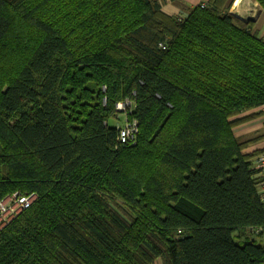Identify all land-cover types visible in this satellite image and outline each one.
<instances>
[{"label": "trees", "instance_id": "1", "mask_svg": "<svg viewBox=\"0 0 264 264\" xmlns=\"http://www.w3.org/2000/svg\"><path fill=\"white\" fill-rule=\"evenodd\" d=\"M235 2L0 0V203L36 196L0 264H264V131L235 135L264 38Z\"/></svg>", "mask_w": 264, "mask_h": 264}, {"label": "built area", "instance_id": "2", "mask_svg": "<svg viewBox=\"0 0 264 264\" xmlns=\"http://www.w3.org/2000/svg\"><path fill=\"white\" fill-rule=\"evenodd\" d=\"M120 105H118L117 108H120ZM118 110L121 111L120 109ZM136 134V125L127 123L121 131L120 138L122 144L130 143L134 145ZM257 163L264 173V155H261L257 158ZM35 200L36 196L34 194L29 196H18L17 194H15L12 197L6 198L3 202L0 203V227L7 225L21 211L29 208Z\"/></svg>", "mask_w": 264, "mask_h": 264}, {"label": "crops", "instance_id": "3", "mask_svg": "<svg viewBox=\"0 0 264 264\" xmlns=\"http://www.w3.org/2000/svg\"><path fill=\"white\" fill-rule=\"evenodd\" d=\"M208 1L209 0H176V1L159 0V2L162 5L163 12L169 16L185 15V14H187V12L190 9H193V8L201 5L202 3H207ZM236 3H238L237 0L235 2V5H236ZM234 9H235V6L232 7L231 13L233 14V16L237 20H239L237 15L240 14V12H237V14H235ZM259 9L263 10L260 7H259ZM239 21L246 24L245 21H243L241 19ZM262 38H264V37H262ZM262 110H264V107L262 108ZM258 131L259 132L264 131V117H261L257 120L251 121V122H249L243 126L236 128L235 129V135L237 137H244V136L253 134L255 132H258ZM261 147H264V142L251 147V150H255V149L261 148Z\"/></svg>", "mask_w": 264, "mask_h": 264}, {"label": "rangeland", "instance_id": "4", "mask_svg": "<svg viewBox=\"0 0 264 264\" xmlns=\"http://www.w3.org/2000/svg\"><path fill=\"white\" fill-rule=\"evenodd\" d=\"M237 1L238 3H236V5L234 3L233 6H235L234 9L235 14H237V12H240V14L237 15L239 20L241 19L245 21L246 24H248L249 22L253 23L254 31L258 32L259 37H264V11L259 9V7L261 8V6L255 0H237ZM201 5H206V3H202ZM118 109H120L123 112L126 108L125 106L120 105V108ZM120 118L121 120L116 122V124L122 126L124 124V118H125L124 114H121ZM255 237H256L255 235H250V238L252 239H254ZM240 240H244V238H241ZM257 241H260V239L258 238ZM155 264H162V262L158 260Z\"/></svg>", "mask_w": 264, "mask_h": 264}]
</instances>
